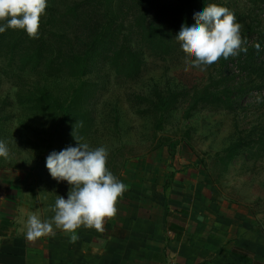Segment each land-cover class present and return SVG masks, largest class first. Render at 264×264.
Wrapping results in <instances>:
<instances>
[{
  "label": "rangeland",
  "instance_id": "1",
  "mask_svg": "<svg viewBox=\"0 0 264 264\" xmlns=\"http://www.w3.org/2000/svg\"><path fill=\"white\" fill-rule=\"evenodd\" d=\"M55 1L61 10L81 8L94 1L102 8L99 19L102 24L107 23L104 3L99 0ZM214 1L234 13L241 25V36L246 39L244 47L264 32V0ZM131 5V0L125 1L126 10ZM47 6H53L52 0ZM177 14L174 9L165 12L162 18L174 35L171 36L174 42H179L175 30H181ZM157 16L154 10L149 22ZM139 18L140 13L134 10L117 21L123 27L116 49L125 42L131 46L144 42V47H140V72L132 78L119 76L111 61L103 59L104 52L110 54L107 48L95 59L91 73L79 80L67 70L33 71L32 65L23 63L19 51L13 55L7 43L1 45L4 49L0 51V140L8 144L11 155L9 159L0 158V188L16 183L23 190L21 203L25 202L28 209L25 210L41 220L46 212L52 211L54 191L60 188L66 194L69 192L66 181L49 179L46 172L34 166L49 155L50 139L55 148L69 140L63 133L55 137L60 136L58 139L51 137L60 115L46 98L52 96L60 100L57 104H64L75 88L82 86L83 108L90 111L96 124L95 136L87 144L92 149L101 146L108 149L107 163L112 162L108 169L114 176L124 184L136 181V170L152 166L158 155L159 166L192 171L189 179L206 185L208 194L218 199V203L223 202L226 209L241 216L250 215L249 228L264 243V102H257V96L264 97V89L252 90L253 82H264V59H260L261 67L256 71L240 63L223 67L221 58L209 66L193 67V58L180 46L170 55L164 54L162 48L148 42L147 34L139 36ZM47 22L46 17L41 19L39 27L46 38L49 34L41 28ZM85 34L81 32L80 36L84 39ZM151 45L154 46L148 49ZM236 89L246 92L243 98L237 97ZM207 90L223 95L233 93V104L229 107L201 104L188 116L195 99ZM157 92L181 94L177 107L164 115L161 127L158 126L161 115L153 114L148 103L141 101L153 98ZM42 98L44 103L37 105ZM235 143L242 146L237 157L229 162L224 151ZM58 230L62 231L54 226V231ZM257 261L264 263V256H258Z\"/></svg>",
  "mask_w": 264,
  "mask_h": 264
},
{
  "label": "crops",
  "instance_id": "2",
  "mask_svg": "<svg viewBox=\"0 0 264 264\" xmlns=\"http://www.w3.org/2000/svg\"><path fill=\"white\" fill-rule=\"evenodd\" d=\"M160 162L156 155L152 166L136 170V181L125 183L103 231L79 228L75 242L63 230L28 240L32 214L21 203L23 190L16 183L0 188V264H264L257 261L264 243L249 228L250 215L218 203L206 185L189 179L192 171ZM47 214L42 221H51L54 213Z\"/></svg>",
  "mask_w": 264,
  "mask_h": 264
},
{
  "label": "trees",
  "instance_id": "3",
  "mask_svg": "<svg viewBox=\"0 0 264 264\" xmlns=\"http://www.w3.org/2000/svg\"><path fill=\"white\" fill-rule=\"evenodd\" d=\"M125 1L130 2V0H99L100 4L104 3L103 11L107 18V23L102 24L101 19L98 17L102 13V8H98L94 1L86 6H81V8L75 6L61 10L57 7L56 1L52 0L53 6H47L45 14L41 17V19L45 17L48 19L45 24L46 27L41 28L46 34H49L47 38L40 30L38 38L33 39L23 30L8 29L0 34V51L4 49L1 45L7 43L11 47L13 55H16L15 52L19 51L18 55L21 56L23 63L32 65L33 71L51 70L62 73L67 70L80 80L91 73L95 65V59L107 48L110 54L107 55L104 52L103 59L111 61V65L116 69L119 76L124 74L126 77L132 78L140 72L142 55L140 47H144V42H137L138 45L136 46H131V44L125 42L122 47L116 49L120 29L123 27L122 23L118 25V19L126 18L127 15L129 16L130 11L137 10L140 13L137 28L138 35L143 38L147 34L149 36L148 42L162 48L165 51L164 54L170 55L171 52L176 50V47L179 49L180 42H174L171 39V36L174 37V35L171 34V30L162 20L164 13L176 9L177 17L180 19L179 28L181 29L184 24L194 21L193 14L197 9L212 3L217 4L214 0H131L132 5L126 10ZM154 10H156L158 16L156 20L149 22L150 15ZM171 28L172 31L175 30L173 27ZM81 32L86 33V38L83 39L80 36ZM175 33L178 32L175 30ZM113 43L114 45H112ZM111 45L112 47H110ZM154 45L147 46V48L151 49ZM256 45L260 46V51H257ZM246 47L247 53L240 52L239 55L230 56L227 59L222 57V66L228 67L230 64L238 65L240 63L251 71L258 70L261 67L259 65L260 59H264V32ZM260 89H264V82L256 81L252 83V90ZM83 91L82 86L80 89L75 88V92L64 104H57V102H60L59 99L47 95L49 97L46 98L48 104L58 110L60 115L53 134L50 133L51 137L58 139L60 136L55 137L61 133L69 137V140L62 144V147L59 146L60 148H55L54 141L50 139L49 154L52 151L59 152L68 146H76L78 141L87 143L95 136L96 124L92 114L89 110L83 108ZM236 91L237 97L241 98L246 93L243 90L236 89ZM232 95L233 93L223 95L212 93L209 90L204 91L195 99L192 107L187 111V115L191 116L192 111L201 104L229 107L234 101ZM180 97V93L162 94L157 92L153 98H142L141 101L148 103L153 114L161 115L158 120V126L161 127L164 122V115L177 107ZM42 99L37 105L44 103L45 100ZM241 146V143H235L224 151L229 162L237 157ZM46 158L42 157L34 167L40 172H46V176L53 179L46 168ZM108 165L111 167L112 162L108 161L107 168H109ZM59 189L54 191L56 192L55 196L51 198V202L54 204L59 194L60 196L65 195L64 198L68 196L69 192L66 194L64 190ZM49 191L51 190L46 192ZM57 191H61V193ZM52 213H54L53 210L48 212V214Z\"/></svg>",
  "mask_w": 264,
  "mask_h": 264
},
{
  "label": "clouds",
  "instance_id": "4",
  "mask_svg": "<svg viewBox=\"0 0 264 264\" xmlns=\"http://www.w3.org/2000/svg\"><path fill=\"white\" fill-rule=\"evenodd\" d=\"M47 3L48 0H0V34L8 29L23 30L30 38H38ZM193 15L194 21L184 24L175 36L181 49L193 58V67L202 68L222 57L247 53L241 25L229 8L212 3ZM256 48L260 51L259 45ZM257 102H264V97L257 96ZM10 155L8 144L0 140V158L9 159ZM108 155L106 147L92 149L78 141L76 146L47 156L49 174L57 181H66L70 191L67 198L58 196L51 221H42L36 214L27 218L28 240L55 235L54 226L69 234L71 242L78 239L81 226L103 231L105 218L116 215L117 201L127 191V185L107 168Z\"/></svg>",
  "mask_w": 264,
  "mask_h": 264
}]
</instances>
